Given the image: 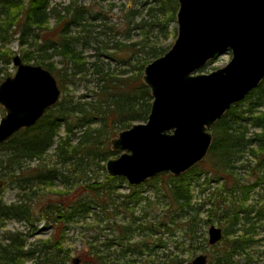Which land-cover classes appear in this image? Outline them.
I'll list each match as a JSON object with an SVG mask.
<instances>
[{"label":"trees","instance_id":"1","mask_svg":"<svg viewBox=\"0 0 264 264\" xmlns=\"http://www.w3.org/2000/svg\"><path fill=\"white\" fill-rule=\"evenodd\" d=\"M23 2L0 0V49L15 36L25 47L22 60L48 69L62 94L35 124L0 144V179L15 190L13 201L0 198V264H26L41 254L48 257L51 248L57 250L53 263L68 264L61 224L89 217L103 222L111 237L90 243L81 262L152 264L155 248L171 244L163 263L185 264L183 245L204 247L205 228L216 223L223 233L220 242L206 245L207 264H264V192H259L264 191V79L214 122L200 162L178 176L165 172L133 186L106 174L105 163L116 153L110 140L147 120L152 97L143 69L170 47L158 40L167 38L176 21L177 0H126L111 24L90 4ZM88 48L92 55L85 54ZM54 53L62 57L60 67ZM11 55L0 51V64H10ZM2 71L0 82L8 76ZM80 81L91 85L92 96H67V87ZM147 185L151 195L143 194ZM121 187L128 192L121 194ZM252 193L257 197L251 202ZM10 219L32 231L41 221L56 224L55 233L30 241V232L6 228ZM153 235L159 236L150 244Z\"/></svg>","mask_w":264,"mask_h":264},{"label":"water","instance_id":"2","mask_svg":"<svg viewBox=\"0 0 264 264\" xmlns=\"http://www.w3.org/2000/svg\"><path fill=\"white\" fill-rule=\"evenodd\" d=\"M172 45L147 63L142 80L152 97L145 122H135L110 140L121 153L105 163L107 174L129 184L168 172L178 176L200 162L211 144L210 129L231 105L264 79V0H177ZM229 51L227 64L198 72ZM13 76L0 82V144L35 124L60 97L56 78L38 64L12 57ZM3 181L0 179V187ZM207 241H220L211 225ZM200 252L185 264H207ZM78 257L72 264H79Z\"/></svg>","mask_w":264,"mask_h":264},{"label":"rangeland","instance_id":"3","mask_svg":"<svg viewBox=\"0 0 264 264\" xmlns=\"http://www.w3.org/2000/svg\"><path fill=\"white\" fill-rule=\"evenodd\" d=\"M71 1L72 0H51L52 3H58L60 8L64 5L68 4ZM73 1L76 4H80V3L85 4V5L90 4L91 7L93 8L94 12L99 10L100 12H102L101 15H104L103 18L100 19L101 21L104 19L108 24H111L112 22L115 23L116 21H118L120 10H122L123 4L125 3L126 0H73ZM133 1L136 2L137 0H133ZM27 2H28V0H24L23 4L26 5ZM59 7H57V8H59ZM98 23H99V21H91L92 26L94 24H98ZM53 25H54V20L50 19L49 23L47 24V28L50 29ZM49 29H47V30H49ZM73 30L75 31V29H73ZM176 34H177L176 22H172L169 25V33H168L167 38L158 40V44L161 46H167V45L171 46L175 37H176ZM135 40L137 41L138 37L135 38ZM120 41H122V40H120ZM2 47H3V49H0L1 52L8 50V51H11V53H12L10 64H8V65H3V64L1 65L0 64V67H2L4 69V71H2V73L5 74V72H7L8 76H13V74L15 72V66H13V64H12V57L15 54H18L21 57V48H25V47L24 46L19 47V44H18L15 36L12 37L10 39V41H7V43L5 45L1 44V48ZM85 54L88 56L92 55L93 49L88 48L85 51ZM230 58H231L230 52L224 51L223 53L215 56L213 59L208 61L203 66V68L198 70V72L208 73L210 71H213V70L227 64L228 61L230 60ZM52 60L55 62L56 67L57 66L60 67L63 64L62 63V57L55 54V53L53 54ZM88 61H90V57H88ZM149 62H151V61H149ZM29 63H32V62H29ZM66 91L67 92L65 94L69 97L72 95L73 99H76L77 96L80 94H86L87 97L92 96L91 85H88V83L85 81L76 82L75 85H73L71 87H67ZM65 94L63 93V95H65ZM1 117L2 116L0 114V118ZM143 122H145V121H143ZM51 152H52V149L49 151V153H51ZM120 153H121L120 151H116V153H114L111 156V158L117 157ZM205 166H206V164H205ZM105 172H106V170H105ZM106 174H107V172H106ZM103 176H104L103 172L98 171V177L100 179H102ZM133 186H135V185H133ZM205 186L206 185H203V187H205ZM219 186H221L220 183H219ZM143 187L146 188V186H143ZM147 187H148L147 190H145V193H143V194L144 195H146V194L151 195L152 188H149L148 185H147ZM211 187L212 186H210V190H213ZM58 188H61V187H58ZM127 189H128L127 187H121L119 189V192L121 194L126 193V192H128ZM210 190L207 189V190H205V192L210 191ZM195 191H196V189H195ZM259 192H264V191H262L260 189ZM256 197H257V195L252 193L250 196V199H251L250 201L252 202ZM0 198L5 202L13 201L15 198V190L13 188H11V186H9L8 184L2 183V185L0 187ZM51 199L54 200V198H51ZM154 212L156 213L155 209H152L150 212L151 217L156 215ZM103 224H104L103 222L101 224H99L98 222L92 221V217L87 218L85 221L79 220L77 222H69L68 224H64V225L61 224V226L64 228V231H63V234H64L63 247L66 250H68V253L70 255V257L68 259V264H71L72 259L76 258V257H78L80 259L79 264H93L90 261L89 262H81L82 254H83V251L89 246L90 243L95 245L97 242H99L100 240H102L106 236L111 237L110 230L104 229ZM212 225L218 226L222 229L221 225H218L216 223H214ZM35 226H36V229L34 231H32L29 224H25V222H23V221H17V220H13V219L6 221V228L7 229H10V230L18 229V230L30 232L32 234L30 241H32V240L35 241L36 239L45 240L49 236V234L55 233V230L52 229V226L55 227L56 224L55 225H53L51 223L45 224L44 222L41 221L39 223H36ZM210 226L211 225L206 226V228H205L206 241L204 243V245H205L204 247L201 246V247L193 250V248H190V247L187 248L186 245H183L182 249L180 250V252H183L182 254H180V256H181L180 258L185 260V263L190 261L196 254H198L200 252L208 253L210 248L208 246H206L209 244L207 241V238H208L207 230ZM157 236H159V235H153L151 238H148L149 241H147V242L150 244H153V241L156 240ZM182 237H183L182 231H177L178 240L182 239ZM169 238H170L169 236L164 237L165 241H169ZM95 239L97 240V242ZM156 242L157 241H155V243ZM170 242H172V241L170 240ZM171 249H172L171 244H167V247H165L164 249L155 248V253H157V256L152 255V258L153 257L155 258V262L152 264H164L163 263L164 257L162 256V253L166 252L167 250H171ZM48 251L50 253L48 255L49 258L47 257V255L45 256V255L41 254V255H38L37 257H33L30 260H28L26 264H55L50 259V257L52 256L51 258L56 260L57 258H55V256L57 255V250L51 248ZM59 254H60V252H59Z\"/></svg>","mask_w":264,"mask_h":264},{"label":"flooded vegetation","instance_id":"4","mask_svg":"<svg viewBox=\"0 0 264 264\" xmlns=\"http://www.w3.org/2000/svg\"><path fill=\"white\" fill-rule=\"evenodd\" d=\"M222 230V229H221ZM222 233H223V231H222Z\"/></svg>","mask_w":264,"mask_h":264}]
</instances>
